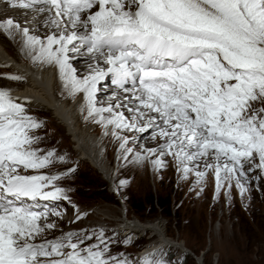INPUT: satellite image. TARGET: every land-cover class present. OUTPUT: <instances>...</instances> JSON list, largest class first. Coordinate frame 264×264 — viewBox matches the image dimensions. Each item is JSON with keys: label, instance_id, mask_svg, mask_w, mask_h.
Segmentation results:
<instances>
[{"label": "snow or ice", "instance_id": "snow-or-ice-1", "mask_svg": "<svg viewBox=\"0 0 264 264\" xmlns=\"http://www.w3.org/2000/svg\"><path fill=\"white\" fill-rule=\"evenodd\" d=\"M6 3L36 16L46 14L39 23L52 31L43 38L13 18L0 20V30L20 35L22 51L34 64L55 67L69 95L83 93L85 119L105 129L112 126L125 154L133 149L126 147L129 137L121 136L122 131L151 130L152 138L163 142L136 153L137 161L155 157L151 163L160 169L166 166L163 158L172 156L182 178L194 172L197 184L212 170L217 194L235 180L243 195L247 173L264 172V0ZM81 53L96 61L83 77L71 63ZM101 59L106 69L99 66ZM106 76L131 94L124 97L127 103L98 106L97 85ZM6 78L23 79L15 74ZM25 103L0 88V264H130L106 255L103 230L100 243L93 245L83 246L92 238L86 232L35 242L56 225L47 222V204L40 211L41 205L26 201L69 198L55 185L64 174H22L55 160L54 151L41 154L35 147L40 137L32 132L42 122L27 113ZM202 159L214 163L205 162L200 170ZM139 264L165 262L148 253Z\"/></svg>", "mask_w": 264, "mask_h": 264}, {"label": "rangeland", "instance_id": "rangeland-1", "mask_svg": "<svg viewBox=\"0 0 264 264\" xmlns=\"http://www.w3.org/2000/svg\"><path fill=\"white\" fill-rule=\"evenodd\" d=\"M106 84L109 85L110 82ZM66 96H69L68 92ZM37 131L36 136L40 140L35 147L41 149L43 154L54 151L51 144L55 140H41L49 132L47 126H41ZM113 138L114 155L109 168L115 166V170L102 175L94 170L90 171L91 167L86 165L89 171H83L86 167L78 164L77 158L70 160L67 167L78 165V170L62 175L56 184L62 189L68 188L69 199L55 201L48 207L49 211H54L56 206L61 207L59 210L66 207L76 213L97 205H109L122 209L127 220L138 224L149 223L151 227L141 228L135 234L136 228L130 227L125 231L116 228L117 223L114 222L86 223L84 229H78L75 224L68 225V228L75 229L74 232H86L92 237L84 241L83 246L100 243L99 232L103 230L102 239L108 247L106 255L117 259L125 258L130 264H139L148 254H143V249L150 245H154L155 249L149 253H156V258L165 264H264V172L255 169L247 173V180L244 181L247 191L243 195L236 187L235 180L232 181L231 188L225 183L217 194L212 170L208 171L202 183L191 187L196 182L195 173H189L184 179L177 167L170 173H165L166 169L160 168L156 174L151 172L148 165L145 172H134L128 166L136 160L131 153L125 154L124 157H127L117 167L115 155L120 147V140L112 135L111 139ZM140 145L143 146V143ZM78 152L79 150L74 152V155H78ZM63 153H55L53 163L65 160L60 159ZM200 170H204V167ZM50 172L22 170V174L30 175L51 176ZM249 178L251 182L248 181ZM155 200L164 205L158 207L154 204ZM39 201L38 199L35 203L39 204ZM40 209L44 210L43 207ZM63 211V215H67V211ZM167 211L170 212L169 215ZM47 222H50L48 218ZM154 228H162L169 240L159 241ZM93 233L96 235H92ZM51 238L52 234L47 233L37 237L35 242Z\"/></svg>", "mask_w": 264, "mask_h": 264}, {"label": "bare ground", "instance_id": "bare-ground-1", "mask_svg": "<svg viewBox=\"0 0 264 264\" xmlns=\"http://www.w3.org/2000/svg\"><path fill=\"white\" fill-rule=\"evenodd\" d=\"M44 15L46 14L36 16L31 11L12 7L11 4L6 3V0H0V20L13 18L20 23L21 27H28L30 30L35 29L34 34L42 38L52 31V29L39 23ZM19 62L25 64L26 67L23 64L20 65ZM71 63L78 70V75L83 77L88 74L90 66H95L96 61L88 59L85 53H81L73 59ZM99 66L101 68H107L103 59L99 61ZM12 74L21 75L23 79L17 81L6 78L8 75ZM107 82H110V84L105 85ZM97 87L98 106L106 107L109 103L114 104L117 100L121 103H127L124 101V97L126 95H131L130 93L124 92L123 89L117 88L116 85L112 83L110 76H106L104 80L100 81ZM126 87L131 88V84H127ZM0 88L9 90L10 95L17 98L19 102H26L25 107L27 113L41 121V126L45 125L49 129L46 137H42L41 140H55L52 141L53 144H51L55 153L64 152L62 157L65 160L55 162L50 166L34 171H51L52 173H50L52 175H58V173L69 174L78 170V165L73 168L67 167L68 162L74 158H77L76 161L78 164L85 167L89 165V167H91L90 171L94 170L102 175H108L109 171L112 172L115 170V166L109 168L114 155L113 143L115 142L114 138L111 139L112 126H108V129H105L92 119L86 120L85 116L87 115V111L81 110V106L84 104L83 93L65 97L68 91L63 87L58 70L53 66H41L39 63L34 64L22 51V38L20 35L9 36L3 30H0ZM131 106L133 105L129 104V107ZM117 110L123 111L126 116L130 115L127 108H120ZM37 130L38 129L35 130V133L33 132L35 135L38 134ZM106 131L108 133L107 135H105ZM121 136H129L131 138L137 137L136 140H129L127 144V147L131 146L133 149L131 153L133 155L136 153L144 154L146 149L156 148L163 142L159 138L153 139L151 133L148 132L140 134L135 131L125 130L121 132ZM141 143H143V146L140 145ZM70 146L72 148H70ZM77 150H79L78 155H74V152H77ZM156 155H158V153ZM124 156V151L118 147L115 155L117 167H119L120 162L127 157ZM152 159H155V157L148 158V161L147 159L143 161L135 160L129 163L128 166L134 172L142 170L145 172L149 165L151 172L158 174V169L151 163ZM163 159L166 163V166L162 167L166 169L165 173H170L176 167L178 168L177 162L172 156H165ZM205 162L213 163L211 160L206 161L204 159L197 163L201 168L204 167ZM85 170L89 171L88 167L83 169V171ZM249 179L248 181L251 182L252 180ZM57 183L56 181L55 185ZM197 185L196 182H193L191 187ZM207 185H209V183ZM64 190L68 196V188ZM26 203L35 202L26 201ZM53 203H55V201H39L41 207L45 204L50 207ZM60 208L54 207V211L60 213L59 216L51 215L50 212L49 215L51 216L48 217V220H50L49 223H55L56 227L51 230H45L40 237L47 233H51L52 238L49 240H54L64 233L74 232L75 229L68 228L70 224H75L74 226L78 227V229H84L86 223L114 222L117 223L115 226L116 228H122L125 229V231L130 227L136 228V230H134L135 234L139 233L141 228L151 227L149 223L138 224L135 221L127 220L125 212L122 209H117L109 205H97L89 210H79L76 213H74L73 210L66 209V207L59 210ZM64 209L67 211V215H63L65 214L63 211ZM39 210L41 211V209ZM78 214L81 215L80 219H76ZM155 231L159 241L164 242L169 240L162 228H156ZM154 249V245L146 246L142 253L146 254Z\"/></svg>", "mask_w": 264, "mask_h": 264}, {"label": "trees", "instance_id": "trees-1", "mask_svg": "<svg viewBox=\"0 0 264 264\" xmlns=\"http://www.w3.org/2000/svg\"><path fill=\"white\" fill-rule=\"evenodd\" d=\"M155 203V205H157L158 207H162L164 204L162 203V202H160V201H158V200H155L154 201ZM150 203H153V200H150ZM169 211H167V214L169 215Z\"/></svg>", "mask_w": 264, "mask_h": 264}]
</instances>
